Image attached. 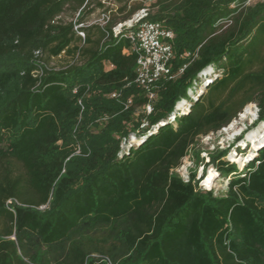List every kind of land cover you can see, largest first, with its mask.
<instances>
[{"label": "trees", "instance_id": "obj_1", "mask_svg": "<svg viewBox=\"0 0 264 264\" xmlns=\"http://www.w3.org/2000/svg\"><path fill=\"white\" fill-rule=\"evenodd\" d=\"M129 2L0 0V264H264V148L240 174L228 150L212 156L223 196L178 173L246 106L264 122V0ZM143 9L175 33L176 77L150 115L127 30L113 33ZM210 66L222 77L190 112L119 158Z\"/></svg>", "mask_w": 264, "mask_h": 264}, {"label": "built area", "instance_id": "obj_2", "mask_svg": "<svg viewBox=\"0 0 264 264\" xmlns=\"http://www.w3.org/2000/svg\"><path fill=\"white\" fill-rule=\"evenodd\" d=\"M147 15V9L139 11L130 20L118 24L113 29V33L114 36H119L124 30H127L123 37L130 42V48L125 49L124 54H135L137 56L135 84L143 91L145 98L148 100V103L144 108V112L146 115H150L153 112V104L159 98L162 82L165 80H172L176 77L173 74V60L175 57L173 43L175 40V33L166 27L164 23L158 21H143ZM109 19V14H102L101 19L97 22L101 25H105ZM75 29L82 38H85L84 33L78 31V27ZM187 56H189V54H187ZM184 69L185 67L181 69L180 72L182 73ZM221 77L222 72H217L213 66H210L201 72L187 91L189 99H181L178 101L174 111L169 115V117L152 127L154 129L156 128L155 132L149 131L148 135L145 136H137L136 134V136L141 139L140 144H142V142L145 141L149 135L155 134L159 128L169 124L176 126L178 119L190 112L193 104L206 91L207 87L216 79ZM110 97L118 99L120 94L118 92H114L110 95ZM182 102H185V105L181 109H178V105ZM131 104L132 99H129L125 104L126 108H128ZM186 106H188V112H185ZM258 123L262 124L263 122ZM147 126L148 123L144 122L141 125V128L145 129ZM131 139V135L129 138L123 139L121 151L118 155L120 158L129 154L131 148L138 147L140 145L134 146L129 144L128 149L125 151L123 144L130 143ZM258 152L256 151V156L252 158V160L248 161L247 165L256 159ZM235 165L238 166V164ZM201 179L202 177H200V180Z\"/></svg>", "mask_w": 264, "mask_h": 264}, {"label": "rangeland", "instance_id": "obj_3", "mask_svg": "<svg viewBox=\"0 0 264 264\" xmlns=\"http://www.w3.org/2000/svg\"><path fill=\"white\" fill-rule=\"evenodd\" d=\"M106 2V6L109 8H112L114 10L117 9V7L120 5V0H104ZM122 1V0H121ZM124 1V0H123ZM261 1V0H255V2ZM140 0H130L129 4H136L139 3ZM70 16L69 14L67 15ZM70 18V17H69ZM99 19H101L100 11H96L90 19V22H97ZM70 62V59L66 55H62L60 58H54L49 61V65L55 68H61L63 66H66ZM204 91V90H203ZM184 99H189L186 95ZM253 109V113L255 115V119H251V117H248L243 122L240 121V116L245 111L246 107L244 108L243 112L238 115L236 120H233V123H238L237 129L242 130V132L232 138L231 141L228 139L231 137L233 132H226L225 130L231 125L227 126L226 128L222 129L221 131L217 133H211L205 137H201L198 140V145L194 148H191L189 151L188 156L183 160L182 166L178 169V173L181 175V177L188 181L191 174H196V181L199 182V188L202 191H212L214 192L215 196H223L227 193L228 185L230 183V178H223L222 175L218 173L216 168L212 165V156L218 155L221 152H225L228 150L227 156L223 159L229 163H234L230 159L232 155H239L242 157L247 158L249 153L252 151V143L247 141L248 135L253 132L254 130L258 129L262 124L258 123V109L255 104L248 105ZM185 112H188V106H186ZM148 127V126H147ZM146 127V128H147ZM156 128H150L151 132H155ZM136 133L131 134L132 139L130 140V143L123 144L124 150L126 151L130 145L137 146L140 144L141 139L136 136ZM264 148H259L257 150L260 151ZM121 149V148H120ZM121 151V150H120ZM248 153V154H247ZM256 154V152H255ZM120 158V156H119ZM188 168V171L185 173L183 171L184 167ZM247 163H244L242 166L238 164V173H242L247 168ZM215 171L218 175L216 180L214 181L213 185L211 187H208L204 185L205 180L208 177L209 171ZM200 177L202 179L200 180Z\"/></svg>", "mask_w": 264, "mask_h": 264}, {"label": "bare ground", "instance_id": "obj_4", "mask_svg": "<svg viewBox=\"0 0 264 264\" xmlns=\"http://www.w3.org/2000/svg\"><path fill=\"white\" fill-rule=\"evenodd\" d=\"M184 105H185V102L180 103L178 105V109H181ZM248 117H251L252 120L255 119L253 109L249 106L246 107L245 111L240 116V121L243 122ZM237 125H238V123H233L225 130V133L226 132L227 133L233 132L231 137L228 139L229 141H231L232 138L238 136L242 132V130L237 129ZM247 141L252 143V145H253L252 151L249 153L247 158L239 156V155H232L230 157V159L235 164H239L242 166L244 163H247L248 161L252 160V158H254L256 156L255 152L259 148H262V146H264V124H262L258 129L251 132L247 137ZM183 171L186 173L188 171V168L185 166L183 168ZM217 176L218 175L216 174L215 171H213V170L209 171L208 177L205 180L204 185L211 187L213 185L214 181L216 180Z\"/></svg>", "mask_w": 264, "mask_h": 264}, {"label": "water", "instance_id": "obj_5", "mask_svg": "<svg viewBox=\"0 0 264 264\" xmlns=\"http://www.w3.org/2000/svg\"><path fill=\"white\" fill-rule=\"evenodd\" d=\"M143 142H144V141H143ZM143 142H142V143H143Z\"/></svg>", "mask_w": 264, "mask_h": 264}]
</instances>
